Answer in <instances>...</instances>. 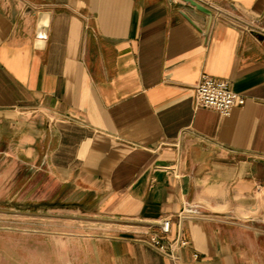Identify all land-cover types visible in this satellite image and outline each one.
Masks as SVG:
<instances>
[{"label": "crops", "instance_id": "obj_1", "mask_svg": "<svg viewBox=\"0 0 264 264\" xmlns=\"http://www.w3.org/2000/svg\"><path fill=\"white\" fill-rule=\"evenodd\" d=\"M196 1L0 0V264H264V0Z\"/></svg>", "mask_w": 264, "mask_h": 264}, {"label": "built area", "instance_id": "obj_2", "mask_svg": "<svg viewBox=\"0 0 264 264\" xmlns=\"http://www.w3.org/2000/svg\"><path fill=\"white\" fill-rule=\"evenodd\" d=\"M202 80L196 86V102L198 106L212 108L218 110L222 115L228 116L231 110L236 106H242L245 103L244 96L236 94L231 88L230 81L219 79L204 74ZM171 219H164L160 223V232L165 235L170 232ZM152 246L160 251H166V247L162 243V237L154 234L150 239ZM170 255L176 259V255L171 251ZM196 257V255H195Z\"/></svg>", "mask_w": 264, "mask_h": 264}, {"label": "water", "instance_id": "obj_3", "mask_svg": "<svg viewBox=\"0 0 264 264\" xmlns=\"http://www.w3.org/2000/svg\"><path fill=\"white\" fill-rule=\"evenodd\" d=\"M182 1L186 2L187 4H190L191 6L195 7L197 10L208 15V17H209L208 25L209 26L211 25L212 18H213V12L211 10H209L208 8H206L205 6H203L202 4L197 2L196 0H182ZM48 17H49L48 13H41L40 14L41 27L46 25V24H43V21H45V23H47Z\"/></svg>", "mask_w": 264, "mask_h": 264}]
</instances>
